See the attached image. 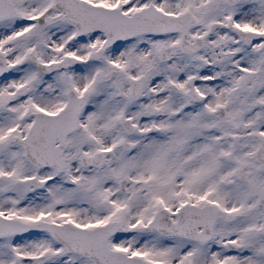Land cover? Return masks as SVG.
<instances>
[{
    "label": "snow or ice",
    "instance_id": "1",
    "mask_svg": "<svg viewBox=\"0 0 264 264\" xmlns=\"http://www.w3.org/2000/svg\"><path fill=\"white\" fill-rule=\"evenodd\" d=\"M0 264H264V0H0Z\"/></svg>",
    "mask_w": 264,
    "mask_h": 264
}]
</instances>
